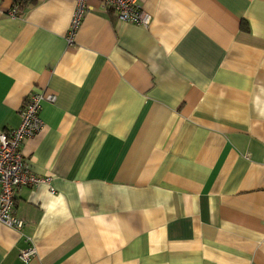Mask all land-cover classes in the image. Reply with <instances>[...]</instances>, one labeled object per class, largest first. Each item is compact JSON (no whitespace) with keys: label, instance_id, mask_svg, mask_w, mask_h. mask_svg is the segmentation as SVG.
Returning <instances> with one entry per match:
<instances>
[{"label":"crops","instance_id":"obj_1","mask_svg":"<svg viewBox=\"0 0 264 264\" xmlns=\"http://www.w3.org/2000/svg\"><path fill=\"white\" fill-rule=\"evenodd\" d=\"M87 5L69 42L74 0H0V132L57 96L0 264H264V0Z\"/></svg>","mask_w":264,"mask_h":264},{"label":"built area","instance_id":"obj_2","mask_svg":"<svg viewBox=\"0 0 264 264\" xmlns=\"http://www.w3.org/2000/svg\"><path fill=\"white\" fill-rule=\"evenodd\" d=\"M76 10L73 15L68 41L73 42L83 18L89 9L87 0H74ZM105 7L112 9L122 22L148 26L151 15L145 12L140 0H102ZM16 11L11 12L15 15ZM57 96L45 91H33L21 110L20 126L10 132H0V222L15 228L22 229L24 219L14 214L15 195L22 186H35L41 183H50V177L37 176L26 164L22 145L25 140L36 136L43 128L44 121L40 117L44 101L55 102ZM35 248L22 251L21 258L28 261L34 254Z\"/></svg>","mask_w":264,"mask_h":264},{"label":"trees","instance_id":"obj_3","mask_svg":"<svg viewBox=\"0 0 264 264\" xmlns=\"http://www.w3.org/2000/svg\"><path fill=\"white\" fill-rule=\"evenodd\" d=\"M16 1L20 2L21 4H24V1H25V0H16ZM30 2L34 3V1H30ZM27 3H28V2H27Z\"/></svg>","mask_w":264,"mask_h":264}]
</instances>
